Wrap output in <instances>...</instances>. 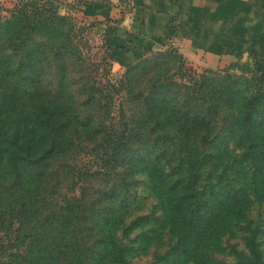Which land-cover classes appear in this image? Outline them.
I'll return each mask as SVG.
<instances>
[{"label":"trees","instance_id":"trees-1","mask_svg":"<svg viewBox=\"0 0 264 264\" xmlns=\"http://www.w3.org/2000/svg\"><path fill=\"white\" fill-rule=\"evenodd\" d=\"M15 13V21L25 15L29 27L0 18V264H132V252L144 251L165 228L174 240L158 261L194 264L199 244L204 252L233 221L244 220L246 188L264 184V167L247 163L251 173L245 195L240 193L245 158L230 156L229 143L238 142L246 155L264 140L257 128L264 123V73L258 67L246 92L231 73L189 72L173 46L144 53L118 80L98 79L99 62L88 63L75 76L77 106L96 110L78 126L79 116L72 119L43 80L52 79V89L64 94L67 71L55 61L79 66L80 51L64 41L46 56L28 42L38 19L30 23L21 8ZM49 56L55 63L44 61ZM161 59L169 62L165 69ZM122 89L147 121L149 146L140 144L146 133L134 114L124 112L125 100L117 101ZM138 164L143 177L134 170ZM138 187L148 189L154 202L125 223L147 197ZM73 188L77 193L68 195ZM248 226L241 263L264 264L257 239L264 232ZM122 227L141 231L124 242Z\"/></svg>","mask_w":264,"mask_h":264},{"label":"rangeland","instance_id":"rangeland-1","mask_svg":"<svg viewBox=\"0 0 264 264\" xmlns=\"http://www.w3.org/2000/svg\"><path fill=\"white\" fill-rule=\"evenodd\" d=\"M87 1L88 0H11L10 2L8 1L5 4L0 5L1 19L9 18L12 21H15L17 18L15 17V10L18 8L23 9L24 13L30 16V23H36L34 22V20L38 19L37 24H35L34 27H30L32 29L31 32V29H29L30 39H28V42L32 46L38 45V47L41 49V51L44 52L46 56L48 55L49 48L51 46H61L64 41L68 44L67 46L71 50L74 47L76 48V50L78 49L80 51L79 56L80 58H83V63H80L79 66L76 65L75 61L68 62L63 58L61 60L55 61L60 66L65 68V71H67L64 94L61 95V91L57 90L56 92L52 89L55 87L54 85L50 86V81H53L52 79L43 80L44 82H46L44 84L45 89H49V93L54 96L53 99L56 102L64 100V109L71 113L72 119H75L79 116V121L76 124L78 126H80V123L83 121L81 120V118L84 117L85 114L87 115L88 111L96 110L95 108L92 109V107L87 105L77 106L78 100L81 97H79L76 92L75 76L82 73L80 69H82L85 64L87 67L88 63L99 62V69L97 74L98 79L101 78L104 81L109 77L111 80H118L125 70V67L134 60L139 59L144 53L149 52L150 50H167L171 47L166 46L164 48L158 49L148 48L142 55L130 60L128 59L121 61L118 58H115L106 48L104 27L98 23V19L87 15L84 11V6ZM21 19L23 20L15 21V23L18 24L19 22L23 21V23L26 25L25 15L21 17ZM34 39H36L38 42ZM67 39L68 41H66ZM184 60L188 71L194 74L203 72L215 75H222L226 72L231 73L238 79L239 85L246 92H250L253 89V84L255 81L254 79H251L252 75L256 77L255 80L257 79V77H259L258 71L248 67L246 64L234 63L232 65L209 69L200 66L199 64L190 63L186 59ZM44 61L50 63V56L49 58L46 57ZM55 62L52 61L50 64H53ZM160 62V65L161 67H163V69H165L167 64H169V62L167 63V60L165 61L163 59H161ZM81 66L82 68L79 69L78 67ZM54 68H56V71H60L59 67L54 66ZM83 72H85L86 74L85 69L83 70ZM143 81L144 77L142 79V83ZM117 97V101H119L121 98L125 100V90L122 89ZM26 98L29 97L26 96ZM131 103H127L126 100L123 101L125 107L124 112L128 115L134 114L137 119L135 123H139L140 129H144L143 133H146L143 136L144 142L141 141L140 144L143 146H149L148 136L150 137V134L147 131L149 127L147 129L145 128L147 125V121H144L143 115L140 116L141 111H133L134 103L132 104V107H130L129 105H131ZM224 108L225 106L223 107V109ZM229 109L233 110L234 106ZM30 111L35 110L33 108H30ZM147 113L149 112L147 111ZM112 115L119 116L120 111L114 110L112 111ZM150 123L152 124V121ZM257 128L260 130L261 135L264 136V123L258 125ZM257 141H261L259 149H252L251 154L246 155L244 154L243 149L238 142H235L233 144L232 142L229 143L230 156L233 155L235 158H238L239 161L245 158V160H243L240 164L243 165L242 172L239 171L238 173L239 183L243 186V189H241L240 193L244 195L245 185L249 179L248 174L251 173V170H247V163H251L252 167H255V165L258 163L263 165L264 167V140L259 139ZM171 150L172 149L170 147V149H168L167 151L170 152ZM83 158L87 159L88 156L83 155ZM161 161H164V166H162L163 169H168L169 167L164 157H161ZM175 161H173V163ZM141 167H143V164L135 165L134 170L137 169L136 171L138 175L139 173H141L143 177V170H140ZM138 190H140L143 194H146L147 197L143 201L139 202V205L135 207L132 212L126 217L125 223L130 221V219H132L136 214L144 213L149 208L151 209L152 203L154 202V199L150 196L148 189L145 190L144 188L138 187ZM246 190L250 201L248 209L245 211L244 220L233 221L230 224L229 229L227 228L221 235L218 243H214L211 248L205 249L204 252L203 250H200L201 244H199L198 247L195 248V251H197L196 256L199 257V259L197 261H192L191 263L200 264L201 262H205L207 264H242L240 257H242L243 254H248L246 237L250 235V229L248 230V228L246 229L245 227L250 225L248 227H251L252 229L261 228L264 232V184L256 187L252 182L249 187L246 188ZM68 193V195H74L77 193V190L73 188ZM147 227L148 224L143 225V228L141 229H145ZM141 229L139 227L134 228L126 233L125 229L123 228L120 230V236L121 234H124L122 238L123 241L129 242L130 237H132V235H134L135 233L141 231ZM155 239L156 240L151 241L146 246V249L144 251L137 250L136 252H132L130 257L132 264H164L163 259L160 261H158V259L160 255H164L163 253H165L168 248H170L174 238L172 237L170 231L165 228ZM257 239L260 240V247L264 249V234L262 233L261 235H259L258 233ZM194 244L197 245V242H195Z\"/></svg>","mask_w":264,"mask_h":264},{"label":"crops","instance_id":"crops-1","mask_svg":"<svg viewBox=\"0 0 264 264\" xmlns=\"http://www.w3.org/2000/svg\"><path fill=\"white\" fill-rule=\"evenodd\" d=\"M84 7L121 61L173 46L209 69L241 63L264 73V0H88Z\"/></svg>","mask_w":264,"mask_h":264},{"label":"built area","instance_id":"built-area-1","mask_svg":"<svg viewBox=\"0 0 264 264\" xmlns=\"http://www.w3.org/2000/svg\"><path fill=\"white\" fill-rule=\"evenodd\" d=\"M8 1L10 2L11 0H0V5L5 4V3H7Z\"/></svg>","mask_w":264,"mask_h":264}]
</instances>
